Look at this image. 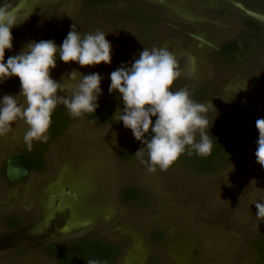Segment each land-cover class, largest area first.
Masks as SVG:
<instances>
[{
  "label": "rangeland",
  "instance_id": "obj_1",
  "mask_svg": "<svg viewBox=\"0 0 264 264\" xmlns=\"http://www.w3.org/2000/svg\"><path fill=\"white\" fill-rule=\"evenodd\" d=\"M8 5L25 18L11 29L9 56L38 41L35 32L58 26L68 32L75 25L81 36L106 34L110 64L81 67L57 57L50 75L67 89L74 84L67 79L72 71L99 73L104 88L109 73L130 64L141 50L164 47L180 71L171 89L187 88L191 99L209 105L206 131L236 105L249 108L251 123L236 159L216 173L198 174L183 164L149 173L138 157L128 163L120 159L121 146L135 141L130 129L116 119L92 124L82 114L48 144L42 171L11 183L6 161L24 149L27 128L17 119L0 135V264H61L42 249L49 235L58 242L95 235L119 244L116 264H257L253 245L264 233L253 204L264 203V168L254 156L255 121L264 118V0H116L93 6L86 0H13ZM134 15L153 22L144 27ZM249 18L259 24L256 35L246 26ZM28 28L25 38L16 37ZM230 40H238L241 50L226 63L219 53ZM19 90V84H0V96ZM17 101L22 104L23 97ZM114 103L118 113L123 108L118 95ZM128 187L143 193L147 203L124 202L122 190ZM11 216L20 220L19 227L8 226ZM65 216L61 232L51 233V224ZM156 233L163 235L160 243L153 240Z\"/></svg>",
  "mask_w": 264,
  "mask_h": 264
},
{
  "label": "clouds",
  "instance_id": "obj_2",
  "mask_svg": "<svg viewBox=\"0 0 264 264\" xmlns=\"http://www.w3.org/2000/svg\"><path fill=\"white\" fill-rule=\"evenodd\" d=\"M24 19H19L8 4H0V84L18 77L20 85L17 95L0 96V135L22 119L27 126L23 142L31 151L33 141H47L51 114L57 105H63L71 117L93 113L98 107L103 77L97 72L84 75L72 71L67 79L74 84L67 89L50 75L57 57L66 64L75 62L81 67L110 64L111 44L104 32L97 30L81 36L73 25L59 46L51 39L29 41L26 50L23 47L5 59V50L13 47L11 29ZM179 76L175 56L164 47L144 48L138 58H133L130 64L122 63L108 76V92H115L123 102V108L114 113L115 119L142 143L135 156L149 173L166 170L181 154L204 156L212 148L206 132L209 105L191 99L187 88L173 91L171 85ZM58 89L65 94L57 95ZM17 96L23 97L22 104ZM255 128L258 137L254 156L264 168V118L255 121ZM144 149L147 160L143 159ZM253 204L257 209L255 219L264 221V203L256 200ZM86 264L105 262L88 258Z\"/></svg>",
  "mask_w": 264,
  "mask_h": 264
},
{
  "label": "trees",
  "instance_id": "obj_3",
  "mask_svg": "<svg viewBox=\"0 0 264 264\" xmlns=\"http://www.w3.org/2000/svg\"><path fill=\"white\" fill-rule=\"evenodd\" d=\"M12 0H0V4H9ZM259 1V0H253ZM86 2L93 6L99 4L115 3L116 0H86ZM138 16V15H137ZM134 15L135 19L144 27H148L153 22L150 16ZM133 18V17H132ZM246 26L251 32L259 31V24H256L252 19H248ZM30 28L20 29L16 31V37L25 38L28 35ZM18 33V36H17ZM37 36L39 40H53L57 46L67 34L65 27L58 26L54 31H42L40 34L35 32L33 35ZM238 40H232L225 43L220 49V57L224 62H229L239 54L241 48ZM9 57L5 53V59ZM235 60V59H234ZM6 84H19L18 77H10L5 80ZM102 92L98 98L95 112L83 114L87 120L92 124L110 125L114 122L115 112L117 107L114 103L115 92L109 93L108 86L101 88ZM114 114V115H113ZM75 117H71L63 106H58L51 114V123L47 132L48 139L46 142H33L31 151L26 147L21 151L26 154L33 164L34 171H42L44 164V156L47 146L50 142L58 139ZM251 123V111L243 105H236L228 108L218 120L213 122L208 127V135L212 141V148L209 154L198 156L193 153L188 156L186 153L181 154L167 169L173 168L177 165H184L186 168L198 174H211L218 172L221 168L231 164L236 159V149L238 148L240 139L248 130ZM207 132V131H206ZM150 132L146 134V137ZM143 147L140 141H133L121 146L119 150L120 159L123 162H132L137 157L135 153ZM145 150V149H144ZM7 179V178H6ZM122 200L130 204L145 205L147 199L145 195L135 188H125L121 194ZM10 228H17L20 225V220L11 216L7 222ZM163 239L162 233H156L153 236L155 243H160ZM253 249L257 256V264H264V233L258 237L253 245ZM45 255L55 257L61 264H86L88 258L99 259L105 264H116L118 258L121 256V246L116 243L108 242L104 238L95 235H87L85 237L76 239L75 241L60 242L54 245H49L43 248Z\"/></svg>",
  "mask_w": 264,
  "mask_h": 264
},
{
  "label": "water",
  "instance_id": "obj_4",
  "mask_svg": "<svg viewBox=\"0 0 264 264\" xmlns=\"http://www.w3.org/2000/svg\"><path fill=\"white\" fill-rule=\"evenodd\" d=\"M32 171L33 164L24 153L13 154L6 161V177L11 183L29 178Z\"/></svg>",
  "mask_w": 264,
  "mask_h": 264
},
{
  "label": "flooded vegetation",
  "instance_id": "obj_5",
  "mask_svg": "<svg viewBox=\"0 0 264 264\" xmlns=\"http://www.w3.org/2000/svg\"><path fill=\"white\" fill-rule=\"evenodd\" d=\"M13 1V0H12ZM11 1V2H12ZM10 2V3H11ZM227 16H229V14H226ZM230 41H232V40H230ZM205 42V41H204ZM229 42V41H228ZM227 43V42H226ZM20 153H23V152H20ZM17 154H19V153H17ZM10 157V156H9ZM34 171V170H33ZM5 172H6V167H5ZM6 174V173H5ZM7 178V177H6ZM8 180V179H7ZM26 180V179H25ZM23 181V180H22ZM21 182V181H20ZM70 207L71 206H69L68 208L70 209ZM71 216V215H70ZM67 218H68V216H65V217H63V218H57L52 224H51V227H50V229L51 230H53V231H51V233H59V232H61L59 229H61L63 226H64V224L67 222ZM50 229H47L46 231H48V230H50ZM49 239L50 238H52V239H50V240H48V242H46L45 244H44V246L42 247V249L44 248V247H46V246H49V245H54V244H57V243H60V242H58V241H56L51 235H49V237H48ZM45 240H47V238H45Z\"/></svg>",
  "mask_w": 264,
  "mask_h": 264
}]
</instances>
